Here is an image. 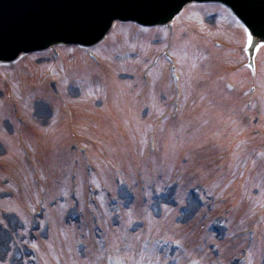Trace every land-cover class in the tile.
<instances>
[{
  "label": "rangeland",
  "instance_id": "obj_1",
  "mask_svg": "<svg viewBox=\"0 0 264 264\" xmlns=\"http://www.w3.org/2000/svg\"><path fill=\"white\" fill-rule=\"evenodd\" d=\"M193 7L187 8L190 34L189 32L183 34L190 44L185 47L183 43L174 45L170 41V44H163V46L172 51L173 56L186 70L183 82L188 83L189 90L186 91L189 96L188 102L191 105L193 102L197 105L192 108L193 110L186 108L179 119L163 121L158 139V154L153 160L146 162L148 154L145 148L146 138L149 131L153 129V123L148 125L145 123L150 120V116L142 111L143 114H141L140 107L152 105L151 112L157 113V118L164 113V110L161 109L160 104L156 103L157 100L151 97V93L149 94V87L145 90L148 92L145 102L140 101L138 95L143 85L141 78L135 72L140 74L139 70L151 68L149 66L151 59L160 52V48L156 46V50L150 52L149 47L155 49L154 40L159 32L148 34L146 31H136L132 26H127V29L119 26L112 35L110 43L99 49V53L110 63V65L103 64L109 70L105 72L107 77L101 80L95 73L94 84L87 83V79L84 80L78 75L72 79L75 85L72 84L76 88L73 87L74 90L69 91V97L78 104L74 107L70 106L73 108V115L69 119L75 122L73 128L75 129L76 125L79 136L85 137L82 138L86 146L85 153L87 152V159L95 168L93 176L85 178L87 175L84 177L82 175L79 180L83 183L82 188L79 183H73L80 179V175L77 176L78 173H74L63 163L65 158L69 160L67 154L70 150L57 155L58 145L60 144V147L62 144V147H66L64 144L69 141L67 136L69 129L65 128L59 133V121L65 124L67 116L59 112V121L55 116L57 107L62 109L67 105H61L58 99H52L50 95L45 94L41 85L47 74L38 69H47L46 67L52 63L49 55L26 57L20 64L10 67L9 71L0 68V76L7 77L5 78L7 80L0 78V82L5 81H2L0 86L5 89L6 84H9L6 82L8 80L11 84V86L8 85L6 94L4 92L0 94L1 100L4 99L3 95H8L12 87V99L20 107V122L24 126L29 125L28 128H23L19 122H16L17 118L11 117L10 120L6 115H15L13 107L10 108L8 105L9 109L6 108L4 111L1 109L3 102L0 100V163L3 165L0 169V179L9 180L5 188L0 189V234L4 247L0 254V264H9L10 257L14 256L18 249H23L27 245H38L31 242L32 240L28 241L30 243L27 242L32 232L29 226L38 221L42 222V218H37L39 215L36 216L35 210L42 207L48 211L49 206L54 205L56 206L51 212L45 214L46 218L43 220L39 235L48 238L50 234L53 246L57 249H66L67 252L55 250L48 264H62V257L68 259L70 251H75L79 247L78 242L84 243L85 236L89 233L78 225L66 224L64 215L66 212L77 211V208L81 210L84 207L87 185L94 191L92 192L94 195L99 196L98 200L100 198L98 204L96 202L92 205L96 208L92 212V217L90 216L92 224L106 220L110 226L112 220L118 221L119 215L117 216L116 212L121 207H128L124 205L127 204L128 193L135 192L132 188L143 190L150 196L159 194L153 199L150 197L153 214H159L161 205L168 203L172 197L169 190L174 194L173 188L168 185L177 182L176 177L180 178L183 184L186 182V177L187 180L196 181L201 185L207 180L208 189L216 192L219 190V194L227 193L238 199L230 200L227 205H235L238 201V205L231 210L234 209L233 216L238 222L239 229L250 226L249 224L256 217L264 219V174L256 164L249 165L252 159L249 151L252 145V134L240 120V116L234 112L235 106L230 96L226 97L221 91L225 98L218 96L217 100H210L215 98L214 92L209 90L206 92V89H216V82L210 79L223 73L229 66L228 63L221 62L219 64L222 65L219 66L217 62L215 63L218 56L211 50L213 39L220 38L236 52L241 38H237L236 28L227 11H220L216 19H207L208 11L214 9L211 7L190 9ZM178 22L181 23V21ZM168 33L169 31L166 30L162 34ZM241 35L244 37L243 29ZM245 44L243 42V45ZM72 54L74 57V53ZM222 60L226 62V57ZM246 60V57L237 56L233 63L230 61V64L241 66ZM73 69H75L73 66L65 67L64 73H73ZM55 70L58 71L57 67ZM151 76L158 80L160 74L153 70ZM193 78L194 81L197 78L195 83H192ZM245 84H242V87L246 86ZM260 85V99L264 107V76L260 80ZM165 89L168 87L165 86ZM191 89L195 92L193 98ZM66 100L61 102L66 104ZM4 104H7L6 100ZM26 150L31 151L30 161L33 160L35 163L34 166H28L29 175H27L24 160ZM220 163L223 165L222 168L217 167ZM36 167L38 176H42V185L35 181L36 173H32V169L35 170ZM193 169L197 172L191 171ZM163 190L164 192L160 194ZM114 192L118 203L108 205L105 196H112ZM167 192L169 195L165 194ZM217 199H220V196ZM190 203L193 205L191 212H185L179 218L183 222L190 221L194 212L199 209V205L193 202V199ZM108 209L111 215L105 212ZM102 212L108 213V216L103 215ZM128 213L134 218L151 223L152 212L143 201H138ZM170 213L171 211L166 212L168 215ZM121 223L124 224L123 230L121 234L117 232L115 238L117 234H120L118 241L124 242V245H120V249L116 245L115 250H121L123 261L130 264H142L143 252L149 251L144 245L146 242L143 243L142 239L140 242L138 238H134L135 241L131 240L132 238L124 231L126 222L122 219ZM262 224L264 225V222L255 220L252 226H256V229L264 233ZM156 225L146 231L155 234L156 231L153 229ZM24 234L28 235L25 241ZM127 237L131 239L128 240ZM7 243L10 244L9 250L5 248ZM157 243L158 241L153 242V246L156 247ZM95 244L97 248L103 247L105 240ZM204 249L199 246L194 249V252L199 255L204 252ZM115 250H109L110 256H115V252L117 256L118 253ZM254 250L258 252L256 248ZM242 252L246 250L242 249ZM72 255L74 254L69 256L70 264H81L80 261L74 263L78 258ZM85 255L86 258L89 257V254L85 253ZM49 256L48 254L47 257ZM36 260L41 261L38 257ZM97 261L99 259L94 256V263ZM188 264L192 262L189 261Z\"/></svg>",
  "mask_w": 264,
  "mask_h": 264
},
{
  "label": "water",
  "instance_id": "obj_2",
  "mask_svg": "<svg viewBox=\"0 0 264 264\" xmlns=\"http://www.w3.org/2000/svg\"><path fill=\"white\" fill-rule=\"evenodd\" d=\"M189 0H0V59L23 43L47 46L61 40L102 36L112 20L153 16L167 20ZM260 36L264 34V0H225ZM71 37H68L70 36ZM14 45L11 52L3 49ZM20 46V47H18Z\"/></svg>",
  "mask_w": 264,
  "mask_h": 264
},
{
  "label": "snow or ice",
  "instance_id": "obj_3",
  "mask_svg": "<svg viewBox=\"0 0 264 264\" xmlns=\"http://www.w3.org/2000/svg\"><path fill=\"white\" fill-rule=\"evenodd\" d=\"M251 39H252V37H251V35H249V40H251ZM259 39L264 40V34H261L260 37H259Z\"/></svg>",
  "mask_w": 264,
  "mask_h": 264
},
{
  "label": "bare ground",
  "instance_id": "obj_4",
  "mask_svg": "<svg viewBox=\"0 0 264 264\" xmlns=\"http://www.w3.org/2000/svg\"><path fill=\"white\" fill-rule=\"evenodd\" d=\"M157 152V151H156ZM156 154V153H155Z\"/></svg>",
  "mask_w": 264,
  "mask_h": 264
}]
</instances>
